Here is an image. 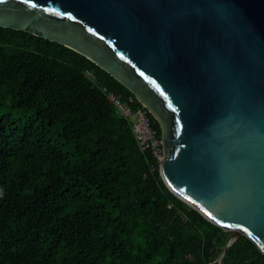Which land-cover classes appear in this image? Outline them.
<instances>
[{"label": "trees", "instance_id": "obj_1", "mask_svg": "<svg viewBox=\"0 0 264 264\" xmlns=\"http://www.w3.org/2000/svg\"><path fill=\"white\" fill-rule=\"evenodd\" d=\"M109 92L135 98L75 51L0 28V109L31 114H0V264H218L227 232L166 188ZM223 264L264 255L243 236Z\"/></svg>", "mask_w": 264, "mask_h": 264}, {"label": "water", "instance_id": "obj_2", "mask_svg": "<svg viewBox=\"0 0 264 264\" xmlns=\"http://www.w3.org/2000/svg\"><path fill=\"white\" fill-rule=\"evenodd\" d=\"M0 28L116 79L160 126L166 188L227 232L218 264L243 236L264 255V0H0Z\"/></svg>", "mask_w": 264, "mask_h": 264}, {"label": "built area", "instance_id": "obj_3", "mask_svg": "<svg viewBox=\"0 0 264 264\" xmlns=\"http://www.w3.org/2000/svg\"><path fill=\"white\" fill-rule=\"evenodd\" d=\"M84 74L92 78L89 71H84ZM103 91H105V89H103ZM107 99L113 105L116 116L130 122L131 130L139 151L147 153L152 159L153 165L156 166L160 157L156 145V129L151 124L145 111L140 107L134 108L133 105L135 102L130 97H128L127 100H123L121 97L109 92L107 93Z\"/></svg>", "mask_w": 264, "mask_h": 264}, {"label": "rangeland", "instance_id": "obj_4", "mask_svg": "<svg viewBox=\"0 0 264 264\" xmlns=\"http://www.w3.org/2000/svg\"><path fill=\"white\" fill-rule=\"evenodd\" d=\"M3 113H9V116L11 119H22V120H25L27 119L28 117L31 116L30 113L28 112H24V111H9L8 109H5V110H1L0 109V114H3ZM56 138H54L55 140Z\"/></svg>", "mask_w": 264, "mask_h": 264}]
</instances>
